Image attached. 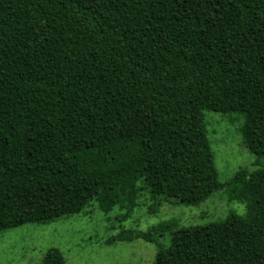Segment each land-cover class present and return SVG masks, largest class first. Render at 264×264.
I'll return each mask as SVG.
<instances>
[{
  "label": "trees",
  "instance_id": "trees-1",
  "mask_svg": "<svg viewBox=\"0 0 264 264\" xmlns=\"http://www.w3.org/2000/svg\"><path fill=\"white\" fill-rule=\"evenodd\" d=\"M205 109L243 115L257 165L264 0H0V232L91 201L123 220L140 189L194 205L224 188L245 214L116 238L169 231L153 264H264V168L220 181Z\"/></svg>",
  "mask_w": 264,
  "mask_h": 264
},
{
  "label": "rangeland",
  "instance_id": "rangeland-1",
  "mask_svg": "<svg viewBox=\"0 0 264 264\" xmlns=\"http://www.w3.org/2000/svg\"><path fill=\"white\" fill-rule=\"evenodd\" d=\"M203 112L220 181L229 180L240 168H264V156L256 165V156L242 142L241 113ZM223 189L194 205L157 198L149 190L140 189L137 206L123 220L117 217L124 208L116 205L104 213L96 201H91L79 213L66 218L22 224L0 232V264H41L50 247L62 252L63 264H153L158 245L167 246L169 242V231H159L154 242L140 237L119 241L116 236L123 230L141 233L170 219L177 220L179 226H188L223 219L232 211L245 214V202L229 199Z\"/></svg>",
  "mask_w": 264,
  "mask_h": 264
}]
</instances>
